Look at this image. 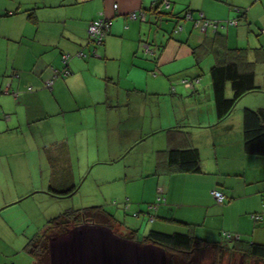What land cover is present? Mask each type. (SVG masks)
Masks as SVG:
<instances>
[{
  "label": "crops",
  "instance_id": "0c3cea01",
  "mask_svg": "<svg viewBox=\"0 0 264 264\" xmlns=\"http://www.w3.org/2000/svg\"><path fill=\"white\" fill-rule=\"evenodd\" d=\"M156 1L0 0V264H34L26 246L51 217L94 205L115 221L75 225L60 263L172 264L146 240L153 229L224 247L232 233L242 249L208 264H264L242 255L264 245V0H170L161 14ZM142 10L145 21L129 18ZM187 11L218 26L195 27ZM96 18L111 23L101 45L87 32ZM225 47L244 50L258 88L218 120L210 69ZM246 109L263 127L250 151ZM191 147L200 170H171L167 151Z\"/></svg>",
  "mask_w": 264,
  "mask_h": 264
},
{
  "label": "trees",
  "instance_id": "16d2710c",
  "mask_svg": "<svg viewBox=\"0 0 264 264\" xmlns=\"http://www.w3.org/2000/svg\"><path fill=\"white\" fill-rule=\"evenodd\" d=\"M90 43L95 44L94 42ZM214 53L216 61L210 69V75L218 120H221L233 111L237 102L244 94L257 89L258 86L255 83V72L251 68L250 62H242L245 58L244 50L225 47L215 50ZM227 83H230L233 91L231 97H228L226 94ZM258 117L256 111L251 109H246L244 113L246 145L249 151L254 148L252 143L256 139L255 137L261 134V130H263V127L257 122ZM252 121L255 122L254 125L251 124ZM167 160L171 170L180 172L200 170V155L197 148L194 147L187 149L171 148L167 151ZM114 221V215L103 206L71 207L56 217L50 218L47 227L30 238L26 249L32 255L34 264H51L50 232L70 229L84 222L112 224ZM146 240L165 248L168 259H172V264H198L200 263V254L203 253L205 256L209 252L217 253L218 248L221 253L220 257L227 251L233 254L234 250L242 249L240 238L232 239V246L224 247L220 242H208L188 233H165L153 229L149 231ZM183 254L186 255L182 256ZM249 254L253 257L264 258V245L249 243L242 255L245 257ZM176 257L181 258L182 261L179 262L176 260Z\"/></svg>",
  "mask_w": 264,
  "mask_h": 264
},
{
  "label": "built area",
  "instance_id": "2783aa9c",
  "mask_svg": "<svg viewBox=\"0 0 264 264\" xmlns=\"http://www.w3.org/2000/svg\"><path fill=\"white\" fill-rule=\"evenodd\" d=\"M171 5V1L170 0H157L155 5L152 6L151 11L155 14H160L161 13V9H163L164 7H170ZM115 7H117V5H115ZM163 7V8H162ZM129 18H133V19H140L142 21L146 20V12L145 10L139 11V12H131L129 14ZM186 20H192L194 22V26L195 27H201L203 29L211 26V27H217L218 26V22L216 21H211V20H207L205 18H203L202 16L195 18L192 15L191 11H187L184 14V17ZM230 23L232 24H237V21H231ZM110 20L109 18H97L93 21L90 22L87 32L90 38L91 42H94L95 45H101L103 44L104 38L107 35L108 31L110 30ZM182 28V25H178V29H176V31L180 30ZM145 49L147 51H149V46L145 45ZM93 52H95V49L93 50ZM80 54H83V52H80ZM68 59H69V55L68 54H64L63 55V61L64 63H68ZM69 73V70L67 69V67H65V69L63 70L62 74L66 75ZM183 83L186 84L187 86H191L192 82H190L189 80H183ZM48 87H51L52 85V81H50L49 83H47ZM213 196L216 198V200L218 202H223L224 201V194L217 189H214L212 191ZM262 205H263V209H264V192H263V196H262ZM151 208H155V205L152 204L150 206ZM135 215H137V213H135ZM252 217L255 219H260L262 218V213H254L252 214ZM224 235L226 236L227 239L230 240H234L239 238V236L237 235H233L232 233H224Z\"/></svg>",
  "mask_w": 264,
  "mask_h": 264
},
{
  "label": "rangeland",
  "instance_id": "374dc122",
  "mask_svg": "<svg viewBox=\"0 0 264 264\" xmlns=\"http://www.w3.org/2000/svg\"><path fill=\"white\" fill-rule=\"evenodd\" d=\"M87 181H91L94 185H98V183L95 181V182H93L92 181V179L89 177L88 178V180ZM87 185H89V184H87ZM87 185L86 186H82L81 185V188H83V192L85 193V194H81V189H80V192H78V194L77 195H79V197H83V196H87L90 192H91V190L90 191H88L87 190ZM86 187V188H85ZM88 191V192H87ZM70 208V207H69ZM69 208H66L65 210H63V209H61V210H63L62 212H65L67 209H69ZM61 212V213H62ZM60 214V213H59ZM58 215V214H57ZM56 215V216H57ZM56 216H53V217H56ZM53 217H51V218H53ZM74 227V226H73ZM73 227H71L70 229L72 230L73 229ZM70 229H61V230H59L58 232L56 231V232H50L51 233V239H50V249H51V253L53 254V251H54V253H55V257H54V261L57 263V264H62V263H60V261H59V258H58V251H59V239L61 238H63V237H66L68 234H69V230ZM82 236H84V235H82ZM55 243V244H54ZM54 244V245H53ZM212 255V253L211 252H209L208 254H206L202 259H204L203 260V263L202 264H208L209 263V261L211 262V256ZM200 259H201V256H200ZM54 262V264H56ZM197 263V262H196ZM64 264H65V262H64ZM158 264H160V263H158Z\"/></svg>",
  "mask_w": 264,
  "mask_h": 264
}]
</instances>
